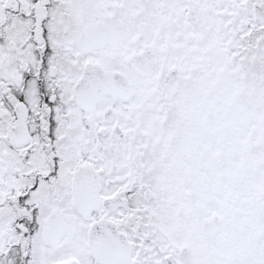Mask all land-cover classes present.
I'll list each match as a JSON object with an SVG mask.
<instances>
[{"label": "snow or ice", "instance_id": "obj_1", "mask_svg": "<svg viewBox=\"0 0 264 264\" xmlns=\"http://www.w3.org/2000/svg\"><path fill=\"white\" fill-rule=\"evenodd\" d=\"M0 264H264V0H0Z\"/></svg>", "mask_w": 264, "mask_h": 264}]
</instances>
